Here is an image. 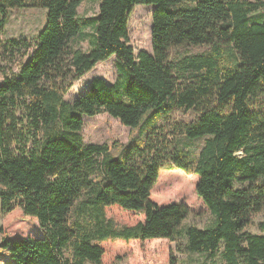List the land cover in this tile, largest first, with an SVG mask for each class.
Segmentation results:
<instances>
[{
  "label": "trees",
  "instance_id": "1",
  "mask_svg": "<svg viewBox=\"0 0 264 264\" xmlns=\"http://www.w3.org/2000/svg\"><path fill=\"white\" fill-rule=\"evenodd\" d=\"M85 1L98 3L96 16L80 18ZM138 5L155 6L151 53L130 41ZM26 8L46 12L34 43L2 38L11 10ZM79 39L87 51L75 47ZM186 46L209 52L172 59ZM112 56V85L95 77L65 99ZM177 110L193 119L174 118ZM101 114L141 138L120 154L85 142L84 118ZM185 139L204 140L198 154ZM174 168L199 176L196 194L212 226L185 227L188 205L151 200L161 171ZM111 207L143 219L119 226ZM16 208L37 218L42 237L4 236L0 255L12 264H102L104 243L179 235L181 252L264 264V220L261 234L247 231L264 214V0H0V210Z\"/></svg>",
  "mask_w": 264,
  "mask_h": 264
},
{
  "label": "rangeland",
  "instance_id": "2",
  "mask_svg": "<svg viewBox=\"0 0 264 264\" xmlns=\"http://www.w3.org/2000/svg\"><path fill=\"white\" fill-rule=\"evenodd\" d=\"M98 3L85 1L79 8L80 18H89L98 13ZM155 6L138 5L129 16L130 41L136 52H152V26L153 11ZM46 22V12L43 9L26 8L11 10L10 18L2 34V38L29 39L34 43L36 36L42 30ZM88 31V30H86ZM76 48L87 51L89 43L87 39H79ZM208 47H182L174 50L172 59L180 60L185 56H193L208 53ZM117 57L112 56L106 61L98 63L90 72L75 82L69 90L65 99L74 101L85 93L95 77L103 78L107 84L112 85L118 75ZM17 70V68H15ZM174 118L191 121L193 114H184L181 111H174ZM82 136L87 143L108 144L114 154H120L123 147L141 138L139 131H132L123 125L119 119L108 114H101L95 117H85ZM185 147L198 154L204 144L203 139H185ZM181 178V185L177 190L172 189L169 181L173 178ZM199 176L187 174L183 170L174 168L163 170L160 173L158 182L151 193V200L158 205H167L173 202H183L189 206L193 214L188 218L185 227L195 224L200 228L212 226L215 217L210 213L203 200L196 194V185ZM108 217L114 219L119 226L132 225L143 219V215L123 211L119 207L107 209ZM264 220V214L256 215L252 218L247 231L253 234H261L259 224ZM0 242L4 236L8 238L20 237H42L37 218L26 216L23 211L16 208L9 214H2L0 210ZM184 237L179 235L176 242L160 239L132 240L127 245H119L117 242H107L104 246L107 253L102 264H170V257L177 258L178 264H225L218 254L212 258L205 254L184 253L178 250L179 245H183ZM115 249V251H113ZM0 264H12V260L6 252L0 255ZM86 264H92L87 262Z\"/></svg>",
  "mask_w": 264,
  "mask_h": 264
}]
</instances>
